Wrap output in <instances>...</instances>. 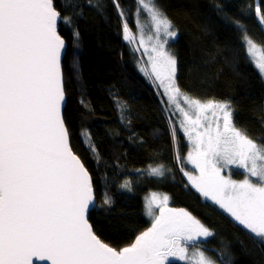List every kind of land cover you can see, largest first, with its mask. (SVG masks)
<instances>
[{"label": "snow or ice", "instance_id": "6c2138e0", "mask_svg": "<svg viewBox=\"0 0 264 264\" xmlns=\"http://www.w3.org/2000/svg\"><path fill=\"white\" fill-rule=\"evenodd\" d=\"M112 2L124 40L135 44L137 36L119 0ZM141 10L151 20L156 42L145 43L137 21L140 44L134 51L144 47L148 54L151 49V74L164 87L169 103L179 98L187 105V110L175 105L191 148L178 162L186 160L199 175L184 174L202 196L251 233L254 243L264 245V145L236 126L230 100L201 101L181 91L177 59L165 47L176 32L155 0H137V16ZM257 13L264 25L259 5ZM61 19L71 24L53 0H0V264H171L172 259L217 264L198 243L213 231L188 211L169 207L167 195L149 198L151 227L129 246L116 249L95 233L86 215L95 207L93 184L70 146L62 114ZM243 39L251 55L258 45L246 30ZM253 62L264 76V56L253 57ZM117 106L123 116L126 105L117 100ZM91 150L95 152V146ZM230 166L242 169L244 178L223 175ZM164 172L163 165L149 168V175ZM122 187L131 190L128 182ZM103 204L111 207L107 194ZM189 246L194 250L189 252Z\"/></svg>", "mask_w": 264, "mask_h": 264}, {"label": "trees", "instance_id": "16d2710c", "mask_svg": "<svg viewBox=\"0 0 264 264\" xmlns=\"http://www.w3.org/2000/svg\"><path fill=\"white\" fill-rule=\"evenodd\" d=\"M53 2L62 17L71 18L70 25L62 20L58 28L67 44L62 60L63 116L70 146L93 184L95 207L88 220L98 237L116 249L132 244L150 228L143 200L155 192L170 198L169 207L188 211L213 231L212 237L198 242L214 249H203L213 260L264 264V245L254 243L252 234L229 214L203 199L184 174L195 175L186 160L178 162L188 149L178 120L141 68V55L124 40L112 0H91L92 6L89 0ZM119 3L133 32L137 3ZM155 4L176 32L168 48L177 59L181 91L201 101L230 100L236 126L264 145V80L243 39L246 30L264 46V25L257 13L258 5L264 13V0H155ZM117 100L126 105L123 116ZM158 165L164 166V175H149V168ZM125 182L130 191L122 187ZM105 194L111 207L103 204ZM171 264L182 262L172 259Z\"/></svg>", "mask_w": 264, "mask_h": 264}, {"label": "rangeland", "instance_id": "374dc122", "mask_svg": "<svg viewBox=\"0 0 264 264\" xmlns=\"http://www.w3.org/2000/svg\"><path fill=\"white\" fill-rule=\"evenodd\" d=\"M136 3H137V0H135ZM118 17L120 18L119 14H118V11H116ZM121 20V19H120ZM137 21H139L140 25L142 26L143 28V35H144V39H145V43L146 44H151V43H155V36H156V33H155V30L152 26V23H151V20L150 18L148 17L147 13L143 12L141 10V13L139 16H137V12L135 13V22H134V25H135V28L133 30V33L136 34L137 36V39H136V43L135 44H130L131 46V49L132 51H134V48L138 47L139 44H140V39H139V36H140V33L137 32ZM123 30V29H122ZM151 35L153 37V39L151 41L148 40V36ZM175 38V37H174ZM174 38H168V43H169V40H173ZM160 39L161 40H164L165 37L163 35V33L161 32V35H160ZM168 43L165 45L166 49L168 51L169 48H168ZM245 46H246V51H247V55L248 57L253 61V57H255L256 59H259L260 56H264V48L260 47L258 45V47L253 50L252 54L250 55L249 54V47L248 45L245 43ZM139 55H141L142 57V61L144 63V67H142L141 65V68L146 71L152 82L155 84L156 88L159 90V93H160V97L161 99L164 101V103L167 105L168 107V111L171 113V115L175 116L178 120V124H179V130L181 131L182 135L184 136V139H185V142L187 144V154L188 152L191 150L190 148V144L188 142V139L187 137L185 136L184 134V131L181 127V124H180V121L183 120V115L181 112H179L176 108V103H179L181 104L182 107H184L186 110H187V105L184 104L183 100L182 99H177V101L173 102V103H169V97H168V94H166L165 92V89L164 87L160 84V82L158 80H156L155 76H153L151 73H152V68H151V64H150V61H149V55L151 54V49L149 48V52L148 54L145 53V49L144 47H139V50L136 51ZM254 63V62H253ZM255 65V63H254ZM256 67V65H255ZM257 69V72L258 74L260 75V77L264 80V76L261 75V73L259 72L258 68L256 67ZM176 120V119H175ZM186 166L187 168H189L191 171H193V173L198 176L199 173L196 171V169L186 161ZM223 175H230L233 179H236V180H242L244 178V174H243V170L242 169H237L235 167H232L230 166V169L229 170H225V172L222 173ZM198 192V191H197ZM199 193V192H198ZM153 194H156L158 196H163V194H159V193H155V192H151V193H148L145 195L144 197V200H143V211H144V216L146 217V219L149 221L150 223V227H151V224H152V218L150 216L147 215L146 213V203L147 201L149 200V198L153 195ZM200 194V193H199ZM200 196L203 198V199H206L204 196H202L200 194ZM209 201H211L212 204H215L212 200L209 199ZM170 203V198H169V201H168V205ZM216 205V204H215ZM219 209H221L218 205H216ZM223 210V209H222ZM224 211V210H223ZM154 212L158 215L159 214V209L158 208H154ZM225 212V211H224ZM228 214V213H227ZM194 249L192 247H189V252L193 251ZM200 250L204 251L203 249L200 248ZM205 252V251H204ZM205 254L207 256H209L210 258H212V256L208 255L206 252ZM226 256V255H225ZM182 264H185V261H181ZM217 264H221L217 261Z\"/></svg>", "mask_w": 264, "mask_h": 264}, {"label": "water", "instance_id": "95a60500", "mask_svg": "<svg viewBox=\"0 0 264 264\" xmlns=\"http://www.w3.org/2000/svg\"><path fill=\"white\" fill-rule=\"evenodd\" d=\"M60 22H61V20H59L58 23H57V33H58V35H60V33L58 32V28H59V24H60ZM60 36H61V35H60ZM61 38H62V37H61ZM62 39H63V38H62ZM66 45H67V44H66V42H65V47H64V49L61 50V75H62L63 87H64V80H63V74H62V60H63L64 54H65V51H66ZM65 105H66V95H65V101H64V103H63V105H62V114H63L64 108H65ZM75 155H76V154H75ZM76 156H77V155H76ZM77 157H78V156H77ZM93 191H94V190H93ZM94 199H95V195H94ZM93 208H94V207H90L88 213L86 214V215H87V218H88V214H89V212H90ZM200 248L205 249L206 247L200 245ZM206 249H208V250H210V251H214V249H210V248H206Z\"/></svg>", "mask_w": 264, "mask_h": 264}, {"label": "bare ground", "instance_id": "6f19581e", "mask_svg": "<svg viewBox=\"0 0 264 264\" xmlns=\"http://www.w3.org/2000/svg\"><path fill=\"white\" fill-rule=\"evenodd\" d=\"M62 16V15H61ZM63 19H61V21H62ZM66 47H67V45H66ZM166 119V118H165ZM90 176V175H89Z\"/></svg>", "mask_w": 264, "mask_h": 264}]
</instances>
